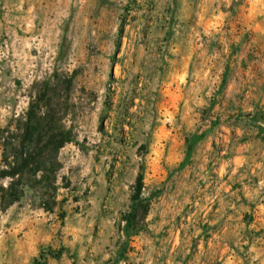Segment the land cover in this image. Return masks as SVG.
<instances>
[{
	"label": "rangeland",
	"instance_id": "rangeland-1",
	"mask_svg": "<svg viewBox=\"0 0 264 264\" xmlns=\"http://www.w3.org/2000/svg\"><path fill=\"white\" fill-rule=\"evenodd\" d=\"M32 124L0 264H264V0H0V170Z\"/></svg>",
	"mask_w": 264,
	"mask_h": 264
},
{
	"label": "trees",
	"instance_id": "trees-1",
	"mask_svg": "<svg viewBox=\"0 0 264 264\" xmlns=\"http://www.w3.org/2000/svg\"><path fill=\"white\" fill-rule=\"evenodd\" d=\"M35 125H27L26 129H29V134H25L24 138H20L17 141L15 149L16 153L18 152L19 156L15 157L17 162H21L20 165H17L16 168H9L10 170L1 169L0 177H10L11 180L8 186L3 189L4 195L2 198L5 200V204H10L13 201L18 200L21 196V193L24 191L22 188L20 190L13 188L14 178L16 181H21L23 179V171L26 169L28 171V176L36 178L37 175L49 173V168L47 166L46 160H44L43 154L46 152H51L53 155H56L59 148L69 140V138H31L32 133L36 131ZM43 142V143H42ZM3 145V143H1ZM13 149V148H12ZM39 153V154H38ZM37 154V155H36ZM6 163V160H4ZM42 178V176L40 177ZM137 190L141 187L142 176L138 175L136 179ZM136 195L132 196L135 200Z\"/></svg>",
	"mask_w": 264,
	"mask_h": 264
}]
</instances>
